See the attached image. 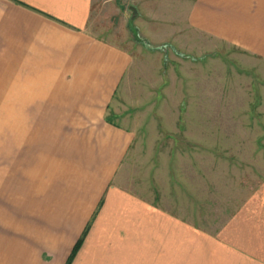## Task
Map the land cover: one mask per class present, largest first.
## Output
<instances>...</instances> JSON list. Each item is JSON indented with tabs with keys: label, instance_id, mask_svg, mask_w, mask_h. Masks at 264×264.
I'll use <instances>...</instances> for the list:
<instances>
[{
	"label": "crops",
	"instance_id": "obj_1",
	"mask_svg": "<svg viewBox=\"0 0 264 264\" xmlns=\"http://www.w3.org/2000/svg\"><path fill=\"white\" fill-rule=\"evenodd\" d=\"M93 1L0 0V83L10 86L0 89L9 87L13 112L0 264H65L88 223L70 264H146L180 234L193 240L194 227L161 200L119 184L136 131L109 110L132 55L90 31ZM177 2L192 49L213 40L264 61V0ZM218 238L236 264H264V184Z\"/></svg>",
	"mask_w": 264,
	"mask_h": 264
},
{
	"label": "rangeland",
	"instance_id": "obj_2",
	"mask_svg": "<svg viewBox=\"0 0 264 264\" xmlns=\"http://www.w3.org/2000/svg\"><path fill=\"white\" fill-rule=\"evenodd\" d=\"M179 6L177 0L93 1L90 31L132 55L109 110L113 121L136 131L119 184L161 200L164 209L194 227L192 242L180 234L175 250L148 256L146 264H236L218 231L264 184V61L213 40L202 39L192 49ZM203 43L202 51L197 46ZM9 87L0 89L6 194Z\"/></svg>",
	"mask_w": 264,
	"mask_h": 264
},
{
	"label": "trees",
	"instance_id": "obj_3",
	"mask_svg": "<svg viewBox=\"0 0 264 264\" xmlns=\"http://www.w3.org/2000/svg\"><path fill=\"white\" fill-rule=\"evenodd\" d=\"M129 28H132V23L129 24ZM88 227H89V223L86 225L84 231L82 232L80 238H78V240L76 241V243L74 244L72 250H71V253L69 254L67 260H66V263L65 264H70L76 254V252L78 251V249L80 248L82 242H83V239H84V236L88 230Z\"/></svg>",
	"mask_w": 264,
	"mask_h": 264
}]
</instances>
